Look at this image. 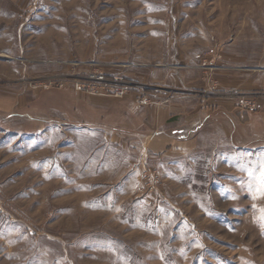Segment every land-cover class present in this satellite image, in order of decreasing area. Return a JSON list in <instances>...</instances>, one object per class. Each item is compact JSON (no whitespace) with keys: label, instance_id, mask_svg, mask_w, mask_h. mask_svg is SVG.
<instances>
[{"label":"rangeland","instance_id":"obj_1","mask_svg":"<svg viewBox=\"0 0 264 264\" xmlns=\"http://www.w3.org/2000/svg\"><path fill=\"white\" fill-rule=\"evenodd\" d=\"M0 264H264V0H0Z\"/></svg>","mask_w":264,"mask_h":264},{"label":"built area","instance_id":"obj_2","mask_svg":"<svg viewBox=\"0 0 264 264\" xmlns=\"http://www.w3.org/2000/svg\"><path fill=\"white\" fill-rule=\"evenodd\" d=\"M66 87L72 85L79 92L89 95L125 97L134 90L133 83L119 75L109 76L100 71L89 73L87 76H67L51 80L50 85ZM140 104L150 103V97L144 93L138 100Z\"/></svg>","mask_w":264,"mask_h":264},{"label":"crops","instance_id":"obj_3","mask_svg":"<svg viewBox=\"0 0 264 264\" xmlns=\"http://www.w3.org/2000/svg\"><path fill=\"white\" fill-rule=\"evenodd\" d=\"M152 131V130H151ZM149 131V133H146V137H148L149 140L155 141V142H163V141H183V139L186 138V136L183 133H186L185 129L183 127H169L164 128L162 130H154Z\"/></svg>","mask_w":264,"mask_h":264}]
</instances>
